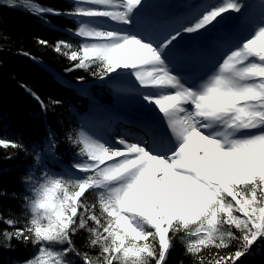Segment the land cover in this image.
I'll use <instances>...</instances> for the list:
<instances>
[{
	"label": "snow or ice",
	"instance_id": "snow-or-ice-1",
	"mask_svg": "<svg viewBox=\"0 0 264 264\" xmlns=\"http://www.w3.org/2000/svg\"><path fill=\"white\" fill-rule=\"evenodd\" d=\"M19 3L41 19L73 18L78 28L67 31L81 38L78 46L37 42L63 55L67 72L134 77L142 104L158 109L164 126L155 119L142 134L114 138L69 134L80 158L71 169L82 175L44 167L39 177H25L28 218L17 227L19 220L0 217L12 229L0 231L5 247L13 239L38 245L24 264H168L179 241L194 264H237L264 242V14L251 18L241 0H206L172 23L138 27L143 0H74L68 10ZM228 13L248 20L246 33L217 46L202 76L179 72L174 57L186 37L210 33ZM56 147L49 133L34 163ZM0 148L24 145L0 138ZM80 234L83 248L74 239Z\"/></svg>",
	"mask_w": 264,
	"mask_h": 264
},
{
	"label": "trees",
	"instance_id": "trees-1",
	"mask_svg": "<svg viewBox=\"0 0 264 264\" xmlns=\"http://www.w3.org/2000/svg\"><path fill=\"white\" fill-rule=\"evenodd\" d=\"M34 2L60 10L74 7L71 0ZM77 28L76 21L68 16L41 19L26 10L19 0L15 4L0 0V138L24 145V150L0 148V217L19 220L17 227L23 226L28 218L23 205L24 198L31 196L32 185L25 177H39L44 167L60 173L80 160L75 155L78 150L70 145L67 136L81 131L80 117L89 100L107 105L114 103V88L126 78L123 73L118 79L100 80L84 70L67 72L65 69L70 67V62L52 47L37 42L43 39L54 45L64 40L78 46L81 38L72 34ZM23 52L31 53L34 59L21 54ZM28 90L39 96L47 109ZM52 101L60 103L53 106ZM49 133L57 147L52 155L42 151L41 158L45 163L37 165L34 153L44 148ZM94 198L90 193L89 200ZM6 228L8 226L0 222V231ZM74 239L78 247L85 246L84 234ZM4 243L0 239V264H24L38 254V245H25L15 239L10 242V247H5ZM90 254L94 255V252ZM181 262L194 264L193 258L184 253L182 244L177 241L169 253L168 264ZM237 264H264V242L254 245Z\"/></svg>",
	"mask_w": 264,
	"mask_h": 264
},
{
	"label": "rangeland",
	"instance_id": "rangeland-1",
	"mask_svg": "<svg viewBox=\"0 0 264 264\" xmlns=\"http://www.w3.org/2000/svg\"><path fill=\"white\" fill-rule=\"evenodd\" d=\"M251 1L255 4L256 8H260L261 12H264V8H261V4L264 3V1H262V0H251ZM168 2H169V0H143V4L147 5L146 6L147 8L149 6L150 10L164 9ZM260 10L257 12L259 13ZM230 14H234L237 17V19L240 20L239 24H241L244 27V30L246 33L245 26L247 24L244 23V21H246V18L241 16V14H236V13L225 14V17L229 16ZM252 18H254V17H252ZM185 41H187V37H186ZM126 77H130V76L126 73ZM136 85H137V87H136ZM138 90H139V85L135 82L134 77H130V80L128 82H126L123 86L120 85L119 90L117 89V91L113 95L114 100L118 101V102H124L128 106H131V107L136 108L138 110L144 111L148 114L149 111L147 110V108L149 106L142 104L141 100L139 99V91ZM122 93L125 94V97H123V98L121 96ZM150 107L153 108V106H150ZM96 109L97 108L95 105L94 106L90 105V111L93 112L94 117H95V114H97ZM86 133H89V132L86 131ZM69 169H71V168H69ZM71 171H72V173H74L78 176L82 175L81 173L76 172L74 169H71Z\"/></svg>",
	"mask_w": 264,
	"mask_h": 264
},
{
	"label": "bare ground",
	"instance_id": "bare-ground-1",
	"mask_svg": "<svg viewBox=\"0 0 264 264\" xmlns=\"http://www.w3.org/2000/svg\"><path fill=\"white\" fill-rule=\"evenodd\" d=\"M169 7H172V5L170 4ZM167 10L170 11V8H168ZM169 11H168V12H169ZM169 19H170V18H169ZM171 19H172V18H171ZM168 22H170V21H168ZM207 55H208V54L206 53V56H207ZM207 57H208V56H207ZM141 91H143V89H142ZM121 96H122V98H123V97H125V94L122 93ZM153 108H154V106H153ZM97 110H98V109H97ZM153 119H154V120H155V119H159V120L161 121V126H162V127L164 126L163 123H162V114H159L158 112L155 113V114L153 115Z\"/></svg>",
	"mask_w": 264,
	"mask_h": 264
}]
</instances>
